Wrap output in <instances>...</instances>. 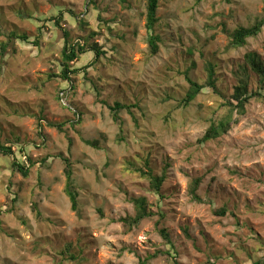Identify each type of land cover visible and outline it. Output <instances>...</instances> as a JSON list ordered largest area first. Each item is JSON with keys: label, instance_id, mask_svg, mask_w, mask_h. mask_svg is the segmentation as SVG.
Masks as SVG:
<instances>
[{"label": "rangeland", "instance_id": "rangeland-1", "mask_svg": "<svg viewBox=\"0 0 264 264\" xmlns=\"http://www.w3.org/2000/svg\"><path fill=\"white\" fill-rule=\"evenodd\" d=\"M158 4L152 55L146 0H0V146L13 150L0 152V264L264 258V96L233 113L226 133L199 141L228 113L236 85L246 79L249 91L260 87L241 67L246 52L264 61V27L238 48L229 47L228 34L251 25L264 0ZM59 14L60 27L51 19ZM63 30L71 42L94 30L104 46L100 57L88 51L70 64L79 69L66 105L57 96L64 82L51 76L59 72ZM209 66L219 91L205 86L182 104L185 76L206 85ZM115 101L128 106L117 122L109 109ZM18 148L29 160L27 177L10 168ZM64 159L76 211L65 193ZM147 170L165 173L160 195ZM194 179L199 201L190 195ZM140 196L154 215L129 228L120 219L134 215L131 198Z\"/></svg>", "mask_w": 264, "mask_h": 264}, {"label": "trees", "instance_id": "trees-1", "mask_svg": "<svg viewBox=\"0 0 264 264\" xmlns=\"http://www.w3.org/2000/svg\"><path fill=\"white\" fill-rule=\"evenodd\" d=\"M91 2V1H90ZM159 0H146V28L148 34V47L152 55H155L158 52L157 42L160 40V37L154 33L155 24L158 21L157 18V8H158ZM51 19L54 20V24L60 27V21L62 19L61 15L51 16ZM79 24H82L79 22ZM83 25V24H82ZM45 27V26H42ZM264 27V11L259 16L256 17L252 24L249 26H240L230 32L228 34L229 37V47L238 48L242 47L246 44L248 38L256 37L262 28ZM60 29V28H59ZM225 32V29L223 30ZM68 32L62 31L60 38L63 40V44L61 46V60H60V68L58 73H53L51 76L60 78L64 82V86H62L57 93L59 97V93L66 89H73V79L71 77L72 73H75L79 68L71 69V63L76 62L79 57L85 53L90 52L95 55V57H100L104 53V46L99 45L95 42V37H97V32L94 30H90L86 32L85 36H79L77 41L71 42L68 39ZM8 37L11 39H20L26 40L27 38L24 35H17L15 33H10ZM36 43V41H35ZM1 49L4 50L5 46H1ZM244 73L250 71L257 77V81L260 85L257 91H249L248 90V81L243 79L238 85L233 88L232 100L233 102L227 101L224 106L227 107L228 113L218 120L216 123H211V125L207 128L203 137L199 140L200 142H205L210 139H214L224 133H226L230 127V121L232 119L233 113L238 115H242L245 113V105L249 102V100L255 96H264V61L260 58V56L253 51L246 52L244 54V64L241 67ZM187 82L189 83V89L183 99L184 105H187L189 101H191L198 93H200L205 86L210 87L213 91H219L215 86V79L213 74V67H208V78L206 85H201L193 80H191L188 75L185 76ZM65 83L68 85L65 86ZM128 106L115 101L113 105L109 106L111 111V116L113 121H119V112L127 108ZM80 117V116H79ZM92 146L95 143L86 142ZM0 152L6 154H13L12 145L0 146ZM19 155H13L12 162L10 168L13 172H18L22 177H27L29 174V166L26 167L22 162H20V156L25 152L24 149L18 148L17 151ZM29 161V160H28ZM65 163V193L67 194L72 211L77 210V192L74 190L72 185V171L70 168V162L68 159H64ZM150 179V190L156 194L160 195V189L165 180V173L161 175L152 174L151 170H147L146 172ZM199 184V179L192 180L190 195L193 200L199 201L198 195L196 194V189ZM15 200V198H14ZM133 203L135 213L133 216H127L121 218L120 221L123 222L127 227L131 228L137 224H139L143 219L152 217L154 213L148 209L147 200L145 197H135L131 198ZM221 214H224V210H221ZM160 218H163L164 215L159 213ZM161 236L166 240L168 244H170L169 235L164 228L160 229ZM141 264H145L144 261H141ZM251 264H264V258L260 260L252 261Z\"/></svg>", "mask_w": 264, "mask_h": 264}, {"label": "built area", "instance_id": "built-area-1", "mask_svg": "<svg viewBox=\"0 0 264 264\" xmlns=\"http://www.w3.org/2000/svg\"><path fill=\"white\" fill-rule=\"evenodd\" d=\"M69 93H70V90L69 89H66L64 91H61L60 94H59L60 95V100H62L63 98L65 100H67V97H68ZM62 103H63V105H66V103L63 100H62ZM20 162H22L26 167H28V158H27V156H26L25 153H23L20 156Z\"/></svg>", "mask_w": 264, "mask_h": 264}]
</instances>
